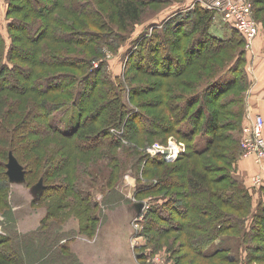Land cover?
<instances>
[{
  "label": "rangeland",
  "instance_id": "rangeland-1",
  "mask_svg": "<svg viewBox=\"0 0 264 264\" xmlns=\"http://www.w3.org/2000/svg\"><path fill=\"white\" fill-rule=\"evenodd\" d=\"M112 2V0H72L73 10L57 7L54 9L55 12L48 17L51 22H48L47 18L40 20L39 24L48 22V25L52 27L50 30H53V37L49 41L44 40V44H41V49L46 48L51 52L48 59H45L43 67L39 69H46L45 71H49L48 73L69 71L79 75L87 70L86 66L79 70L78 67L74 69L68 66L57 69L56 65L46 64L65 58V56L87 57L92 63V68H97L99 62L102 61L104 62L102 69L109 80L114 82L120 79L122 81L120 100L127 106L139 107V101L156 96L157 91L151 90L146 93L143 90L136 95L133 94L132 97L128 92L129 88H138L146 84L156 85L163 76H161V72L155 70L160 69V61L154 60L149 63L144 57L143 60L138 57L135 52L138 43L143 35L152 31L154 26H158L173 14L193 9L195 4L189 0H151L144 5L141 21L127 31V34L122 32L126 34L123 38L118 35V39L114 38L107 44L98 43L94 33L108 32L107 28L109 27L99 26L94 18L99 17L107 22V26L110 25L108 21L113 9ZM247 2L257 28L251 44L247 46L243 42L234 50L216 52L205 62L208 66L215 65L214 67L218 66V69H222L231 62L233 58L231 53L234 52L236 55L241 47L247 57L246 63L250 66L249 58L255 54L257 39L261 40L262 46L264 45V8H261L262 5L264 7V2L261 0H247ZM6 6L7 1L0 0V33L8 45L10 39L6 29L8 22V18L5 17ZM84 8L89 9L92 14L83 12ZM22 11H26V9ZM213 13L211 31L218 36L228 37L231 34L228 23L221 18L219 13L215 11ZM17 15L21 16V13ZM71 25L75 27L74 29L80 30L76 33L84 39L82 40L83 44L65 37L64 33L72 30ZM115 28L117 30L116 26ZM55 30L58 31L54 32ZM87 30L92 32H84ZM223 31L226 32L223 33ZM164 45L163 56L166 52L179 57L183 55V51H180L183 48H176L175 42ZM32 47L28 44L25 45L26 49ZM48 50L46 51L48 52ZM202 61L203 58L196 60L180 75L168 76L165 81L173 83L164 87H169L171 90L177 87L178 92L184 91V93L195 92L204 80L202 74L199 75ZM23 65V67L28 66L27 63ZM145 66L148 67L145 69ZM88 69L90 71L89 67ZM187 79L195 82V87L182 83V80ZM89 85L87 81L84 83L85 87ZM244 85L240 81L233 92L240 97L242 95L244 97L245 94L246 101V92L250 86ZM4 91L0 92V112L2 113L0 119L12 122V137L6 136V139H0L5 143L4 146H0L5 149V151L0 149V164L4 166L8 181L7 189L0 180V205L3 204L2 198L5 196V192L6 195L8 194L9 203L6 210L0 211V233L6 234L8 237L6 247L16 249L20 254L21 264H226L224 260L216 256L200 257L185 245L183 231L176 230L181 222L179 216H175L173 222L167 225L168 229L164 224L151 223L153 230H156L159 225L164 226L166 232L160 237L148 235V221L152 220V216H149L151 212L149 207H152L155 194L172 193L175 189L174 187H164L167 183L163 182L161 177L169 176L171 178V175L177 177L179 173L165 171L169 164L164 165V161L158 165L145 164V154L148 153L150 156H158L157 159L165 160L162 158V151L169 144L181 145V154L186 153L184 139H180L172 133L165 138L162 137L163 134H160V136H152L151 143L147 144V131H137L136 134L131 133L130 137L127 135L121 142L116 143L106 136L104 142L97 143L105 136L101 132V128L94 130L82 143L78 141V138L65 139L56 134L43 133L41 119L35 118V129L32 128L34 125L28 123L30 118L40 113L33 105L34 94L21 93L20 101L17 104L12 103L8 108H5L8 102L2 99L4 95L1 93ZM56 95L58 100H69V97L62 92H58ZM15 97L17 96L15 95ZM140 108L146 113L159 114L158 116H160L163 104L154 105L150 109L141 105ZM228 108L240 111L241 103L237 101L228 105ZM77 113L76 106L73 104L64 105L55 112L57 126L64 131H71L77 122ZM126 113H122L123 116L121 114V121L116 128H122V130L125 128L124 124L129 122ZM225 119L224 117V121ZM250 121L251 118L247 121L244 119L243 125ZM130 122L137 125L136 120ZM135 127L137 128V126ZM19 131L20 133H18ZM226 134L228 135L227 140L234 144L238 137L241 138L242 132L232 126ZM110 140L114 143L107 145ZM140 142L142 143L138 144ZM16 147L20 149L17 150ZM8 148L14 150L15 156L16 153L18 154L19 162L12 156L13 160L8 157L6 154ZM105 151L110 153L109 157L108 154H104ZM153 152L157 155L152 154ZM239 156L244 158L242 151ZM195 158L202 159L195 155L181 158L178 162L176 159L174 162L165 161L176 162L175 165L179 163L180 165L175 167L184 171L182 161L190 162L192 159V163ZM217 162L221 163L220 160ZM218 167L216 165L214 168L212 181L216 185H226L225 174L219 171ZM65 182L70 185L66 187ZM259 185L253 184L251 187L250 184V188ZM76 187L80 188L82 195L90 198L94 207L88 209L80 202L75 193L74 188ZM166 188L167 190L164 191ZM151 191L157 192L154 194ZM156 199H160V197ZM52 211L62 215H49V212ZM165 211L167 213L171 210L166 208ZM240 213L243 214V212ZM168 215L165 214L166 217ZM224 234L226 235L221 240L222 246L228 248L229 255L236 258L235 264H244L247 250L243 249L242 238L239 235H232L231 232V235H227L228 232H223L222 236ZM216 246L213 242L206 249L210 253L215 250ZM255 253L262 252L256 251ZM42 254L45 259L39 258ZM9 255L13 258L17 257L13 252ZM241 259H243L242 262Z\"/></svg>",
  "mask_w": 264,
  "mask_h": 264
},
{
  "label": "trees",
  "instance_id": "trees-1",
  "mask_svg": "<svg viewBox=\"0 0 264 264\" xmlns=\"http://www.w3.org/2000/svg\"><path fill=\"white\" fill-rule=\"evenodd\" d=\"M6 1L5 17L8 18L6 29L10 39L8 45L0 33V92L6 90L1 93L4 95L2 99L8 102L5 108H8L12 103L17 104L20 101L21 93H32L34 94L33 105L40 112L37 116L29 119L28 123L34 125L32 128L35 129V118H38L43 122V133L56 134L65 139L78 138L81 143L94 130L100 128L105 136L97 143L104 142L106 136L116 143L121 142L127 135L130 137L131 133L136 134L137 131H147V144L151 143L152 136H160V134H163L162 137L165 138L172 133L178 138L184 139L186 153L179 154L176 162L181 158L195 155L202 157L200 160L195 158L192 163V159L190 162L187 160L182 161L184 171L175 167L180 164L175 165L177 163H173L174 160L173 162H167L163 159H157L158 156L145 154V164L158 165L164 161V165L169 164L166 165L167 170L165 171L179 173L177 177L173 175H171V178L169 176L161 177L163 182L167 183L164 187L175 188L172 193L159 195L155 194L157 191H151L155 194V199L152 201V207H149V209L151 208L149 216H152V220L151 222L148 221V235L151 234V237L162 236L166 232L164 226L167 227L173 222L175 216H179L181 222H179L176 230L181 229L183 231L185 245L200 257L216 256L224 260L226 264H235L236 258L229 255V249L222 246L221 243L222 238L226 235L222 236L223 232H228L227 235H231V232L232 235H239L242 238L243 249L246 248L247 250L244 264H264V201L261 199L255 201L251 188L244 185V181L237 175L241 138L238 137L233 144L227 140L228 135L226 134L232 126L238 128V131L241 132L244 126L245 94L244 97L243 95L240 97L233 90L240 84V81L242 85L245 84L244 86L250 84L246 63L247 57L241 47L236 55H234V52L231 53L233 57L231 62L222 69H218V66L214 67L215 65L208 66L205 63L216 52L234 50L238 45H242L245 42L243 34L229 22L228 26L231 28V34L228 37H221L213 33L210 28L214 13L199 4H195V7L187 10V12L169 16L161 24L154 26L150 33L146 32L147 35L142 36L135 52L138 57L142 60L144 57L149 63L154 60L160 61V69L155 70L161 72L160 74L163 77L156 85L146 84L138 88L130 87L128 92L133 97L140 91L143 92V90L146 93L156 90V96L139 101L138 105L150 109L154 105L163 104L160 116H158L159 114L146 113L140 106L125 105L120 100L122 81L120 79L114 82L110 81L102 69L104 64L102 61L99 62L97 68H92V63L87 57L65 56V58L46 64L56 65L55 68L57 69L58 67L68 66L74 69L78 67L79 70L86 66L87 70L82 73L83 75H75L69 71L48 73L49 71H45L46 69H39L43 67L45 59H48L51 52L46 48L41 49L44 40L49 41L53 37V30H50L52 27L48 25L51 19H48V17L55 12L54 9H57V7L73 10L72 0ZM112 1L113 9L108 21L111 26H107V22L99 17L94 18L99 26L109 27L107 28L108 32L102 34L94 31L98 43L107 44L114 38L118 39V35L123 38L127 31L141 21L144 14V5L151 0ZM189 2L192 3L191 0ZM261 2H264V0H261ZM261 8H264L263 5ZM23 9H26V11H22ZM82 11L92 14L86 8ZM18 13H21V16H18ZM46 18L48 22L39 24L40 20ZM74 28L71 25L72 30L65 32V37H68V40L83 44L84 41L82 40L84 39L76 33L80 30ZM84 32L92 31L87 30ZM75 33L76 35H74ZM241 36H243L244 41ZM170 42H175L176 48H183L180 50L183 51V55L179 57L164 51L166 53L163 56L164 44ZM27 44L33 47L26 49L25 45ZM201 58H203V61L200 64L199 75L202 74L204 80L195 92L184 93V91L178 92L177 87L172 90L169 87H164L173 83L172 81L168 83L165 81L168 76L180 75ZM24 63H27L28 66L23 67ZM86 81L90 84L87 87L84 86ZM182 83L194 85L195 87V82L189 79L182 80ZM122 90L124 92L123 87ZM58 92L64 93L69 97V100H58L56 95ZM237 101L241 103L240 111L228 108V105ZM69 103L76 106L78 111L77 122L71 131H64L57 126L55 112ZM122 113H126L129 121L124 124L125 128L123 127V130L122 128H116L119 126L123 116ZM0 115H2L1 112ZM3 117L6 116L3 115ZM224 117L226 118L225 121ZM132 120H136L137 125H134L137 128L130 122ZM11 123L10 120L0 119V139H6V136L12 137ZM81 130L83 131L80 133ZM111 140L107 145L114 143ZM3 144L5 143L0 141V146H4ZM16 148L17 150L20 149L19 147ZM0 149L5 151L1 147ZM13 151V149L8 148L6 154L9 158L12 156L19 162L18 154L16 153L15 156ZM104 154H108L109 157L110 153L105 151ZM110 157H113V155H110ZM219 160L221 163L217 162ZM216 165L219 166V171L224 172L226 185L221 186L213 183L212 175ZM0 169L2 170L0 180L3 182V186L8 189L7 174L2 164H0ZM181 172L182 175H180ZM252 177L250 179L251 184ZM64 185L67 187L70 184L65 182ZM74 189L78 199L86 208L90 209L95 206L89 197L82 195L83 193L80 192L79 187ZM7 195L5 192L0 211L8 208ZM157 197H160V199H156ZM166 208L171 211L166 213ZM240 212H243V214ZM165 214H169L168 217ZM49 215L58 216L62 214L52 211L49 212ZM151 223L164 224V226L157 225V229L155 227L156 230H153ZM7 242V235L0 233V264H21L20 254L16 249L6 247ZM213 242L217 246L215 250L209 253L206 247ZM256 251L262 253H255ZM12 252L18 259L9 255ZM39 258L45 259L44 254ZM240 261L242 262L243 259Z\"/></svg>",
  "mask_w": 264,
  "mask_h": 264
},
{
  "label": "built area",
  "instance_id": "built-area-1",
  "mask_svg": "<svg viewBox=\"0 0 264 264\" xmlns=\"http://www.w3.org/2000/svg\"><path fill=\"white\" fill-rule=\"evenodd\" d=\"M194 4L219 13L225 22L231 23L245 38V44H251L257 32L255 22L252 18L250 5L247 0H191ZM264 119L261 114H255L251 121L244 125L241 134V151L243 157H251L253 161L262 167L264 163ZM171 145V146H170ZM171 147V148H169ZM156 149V148H154ZM157 150V149H156ZM181 145L169 144L162 151V158L173 161L181 154ZM157 155V153H152ZM262 181V174L256 173L252 177L254 185ZM147 207V206H146Z\"/></svg>",
  "mask_w": 264,
  "mask_h": 264
},
{
  "label": "crops",
  "instance_id": "crops-1",
  "mask_svg": "<svg viewBox=\"0 0 264 264\" xmlns=\"http://www.w3.org/2000/svg\"><path fill=\"white\" fill-rule=\"evenodd\" d=\"M226 31H223L225 33ZM251 65H247L250 78L249 90L246 92V113L245 120L252 118L255 114H261L264 117V45L257 39L255 54L251 58ZM264 169V163H263ZM262 174V182L259 186L251 188L255 201L261 199L264 201V171L249 157L239 158L237 162V175L250 188V179L256 173ZM253 187V184H251Z\"/></svg>",
  "mask_w": 264,
  "mask_h": 264
},
{
  "label": "water",
  "instance_id": "water-1",
  "mask_svg": "<svg viewBox=\"0 0 264 264\" xmlns=\"http://www.w3.org/2000/svg\"><path fill=\"white\" fill-rule=\"evenodd\" d=\"M11 160H13L11 157H10Z\"/></svg>",
  "mask_w": 264,
  "mask_h": 264
}]
</instances>
